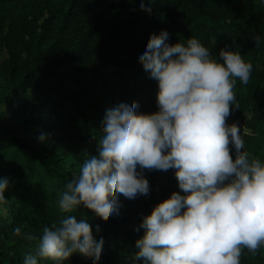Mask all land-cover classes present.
Masks as SVG:
<instances>
[{
	"label": "trees",
	"instance_id": "1",
	"mask_svg": "<svg viewBox=\"0 0 264 264\" xmlns=\"http://www.w3.org/2000/svg\"><path fill=\"white\" fill-rule=\"evenodd\" d=\"M150 2L0 0V177L10 182L0 206V264H23L36 245L14 227L39 237L63 215L58 194L94 146L104 101L120 94L135 99L139 111L156 110L157 82L135 51L150 32L166 29L169 43L195 36L213 54L239 45L253 70L247 84L237 81L239 107L230 105L226 120L240 126L245 148L264 159V42L250 38L264 37V0ZM174 172L145 169L149 194H118L119 214L81 202L76 211L88 217L93 233L101 232L103 250L89 258L78 249L62 264H132L143 215L180 191ZM241 264H264V248L255 255L244 249Z\"/></svg>",
	"mask_w": 264,
	"mask_h": 264
},
{
	"label": "clouds",
	"instance_id": "2",
	"mask_svg": "<svg viewBox=\"0 0 264 264\" xmlns=\"http://www.w3.org/2000/svg\"><path fill=\"white\" fill-rule=\"evenodd\" d=\"M168 38L166 29L150 32L135 49L157 82L156 110L139 111L135 99L120 94L103 102L94 146L58 194L63 215L44 225L39 237L13 228L15 235L36 241L23 264H62L78 249L98 257L102 234L92 232L78 205L119 214L118 194H149L145 169H174L180 191L143 215L132 264H241L244 249L255 255L264 248V159L245 148L240 126L226 120L230 105L239 107L234 87L249 82L253 64L238 44L213 54L195 36L172 43ZM250 38L264 42L256 32ZM9 183L0 177V206Z\"/></svg>",
	"mask_w": 264,
	"mask_h": 264
},
{
	"label": "rangeland",
	"instance_id": "3",
	"mask_svg": "<svg viewBox=\"0 0 264 264\" xmlns=\"http://www.w3.org/2000/svg\"><path fill=\"white\" fill-rule=\"evenodd\" d=\"M102 1H105V2H110V1H112V0H102ZM116 1V0H115ZM133 4V3H132ZM139 33L142 35V31H139ZM144 42V40H142V42L141 43H143ZM4 53L2 52V53H0V60H1V58L2 57H4ZM70 264H80V263H70Z\"/></svg>",
	"mask_w": 264,
	"mask_h": 264
}]
</instances>
